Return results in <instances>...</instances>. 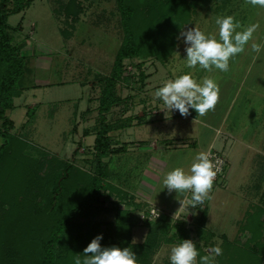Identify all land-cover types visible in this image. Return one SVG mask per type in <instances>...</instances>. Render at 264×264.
<instances>
[{
	"label": "rangeland",
	"instance_id": "obj_1",
	"mask_svg": "<svg viewBox=\"0 0 264 264\" xmlns=\"http://www.w3.org/2000/svg\"><path fill=\"white\" fill-rule=\"evenodd\" d=\"M78 1L81 8L77 18L66 13L65 5L70 3V0H32L27 8L11 13L8 19L11 40L15 44L22 45L27 66L20 80L23 87L22 94L14 97V107L8 110L9 115L15 120V127L11 129V132L28 141L22 151L35 158L33 165H36L35 176L29 175L27 184L23 185L20 181V184L17 183L14 188L17 189L15 192L23 188L20 192L26 193L29 200L32 199L33 194L35 205H28L33 207V210L38 206L41 207L48 199L46 188L49 177L42 180L41 174L47 154H55L59 156L58 158L72 161L87 171L96 172L97 170V157L94 151L95 135L94 133L86 135L85 130L91 128L93 130L97 124L99 96L105 82H102L101 78L111 72L117 50L124 39V29L117 0ZM162 1L168 4V0H159L157 3L160 4ZM228 1L234 0H185L188 9L191 10V17L194 16L198 20L197 23L191 25V22H186L183 25L176 36V47L165 60L154 55L125 59L124 75L128 76L129 80L124 79L117 85L118 93L124 99L114 105L113 109L107 113V118L116 123L133 122L139 119L138 113L142 110H138L142 109L141 100L144 98L150 101L148 105H152L151 110L159 109L163 102L154 97L156 89L168 80H174L180 75L191 72L198 83H202L206 77L216 82L219 88V99L214 109L217 107L224 109L228 105L229 96L236 92L235 104L227 115L228 119L238 120L239 117L243 119L242 113L247 111L248 113L244 115L249 123L246 133L254 134L257 130L264 133V120L261 127L257 128L260 120L264 118V50L259 54L251 50L252 42L264 45V7L252 6L246 0L245 6L241 7L242 11L238 13L231 9V5V10L228 11ZM10 2L11 7L14 5L13 0ZM151 6L150 2L146 7L147 10ZM206 9L211 10L209 18L204 13ZM247 13L249 18L245 17ZM226 16L234 17V22H239L240 25L246 23L237 31H242L252 24L257 26L256 33L245 46V50L230 58L227 72L216 69L214 66L211 71L202 69L199 65L188 68L185 61L186 45L180 37V32L197 26L206 35H215L219 39V25L216 24V18ZM28 110L33 114H28ZM152 112L157 113V110ZM154 113L152 116L155 115ZM1 124L0 119V126ZM133 130L126 124L121 130L110 133L112 137L118 135L121 143L128 140L129 132ZM2 141L3 137L0 133V144ZM126 146L127 144L125 149L114 152L109 159L110 187L136 185L141 178L139 174L143 165L140 149L127 151ZM213 148L220 150L219 144ZM220 151L222 155H225L227 166H229L231 157L227 149ZM175 153L172 154L173 163L183 160L188 154L180 150ZM249 154L245 156L243 163L252 162L251 166H257L256 159ZM188 159H191L192 163V155L186 161ZM250 175L252 177L259 175V170ZM225 179V184L217 185V189L229 187L227 171ZM1 182L3 183V180ZM259 183L257 180L258 186L261 185ZM4 188L3 184L2 186L0 184L1 217L13 208L11 202L6 199L8 194H5ZM248 190L246 188L247 192ZM116 192L107 191L104 202L95 203L93 208L79 217L86 223V229H92L95 226L100 230L108 231L109 223L117 217L116 205L133 210L135 205ZM242 196L245 200L247 197L256 198V201L260 198L255 191ZM210 201V209L216 208L214 213L219 211L224 213L226 207L238 205L236 198L230 196L223 203ZM240 202V207L245 205L243 200ZM14 206L22 208L23 205ZM147 206H138V209H144ZM202 206L204 205L195 209L189 207L192 211L186 210L185 207L181 208L179 219L176 222L173 221L174 225L184 221L185 228L190 233V239L194 242L200 240L196 220L201 215ZM257 207L254 205L251 212H256ZM18 211L16 209L17 213ZM132 220L134 222L133 239L140 241L145 238L150 225L147 221L140 222L136 214L132 215ZM173 229L175 230L176 227L174 226ZM262 241L264 242V236ZM178 244L180 243H164L153 257L152 264H159L165 259L170 260L171 249ZM217 245L221 247L222 241L216 239L215 247ZM211 248L214 247L209 249ZM216 258L214 264H217ZM196 264H198V256Z\"/></svg>",
	"mask_w": 264,
	"mask_h": 264
},
{
	"label": "trees",
	"instance_id": "obj_2",
	"mask_svg": "<svg viewBox=\"0 0 264 264\" xmlns=\"http://www.w3.org/2000/svg\"><path fill=\"white\" fill-rule=\"evenodd\" d=\"M10 1L0 0V133L3 137L0 144V184L5 187V194H8L6 199L13 208L0 216V264H75V258L80 256L83 259L84 248L100 234L103 235L100 241L102 246L130 247L136 253L137 264H152L153 257L164 243H182L183 239H190L184 221L175 225L172 219L147 221L150 225L148 233L142 241H135L132 215L142 205H135L133 210L116 205L117 217L109 223L108 231L95 226L86 229V223L79 217L93 208L95 203L104 202L107 191H117L128 201L132 198L126 191L116 186L110 187L108 161L105 160L109 154L125 149V144L115 145L110 132L132 121L112 122L107 118V113L124 99L118 93L117 85L124 79L129 80L124 75L126 58L154 55L165 60L176 47L177 33L186 22L191 21L192 13L187 2L168 0V4L163 1L158 4L159 0H117L124 39L117 50L110 74L101 78L105 82L99 96L97 124L93 130H85L86 135L95 134L97 170L87 171L72 161L47 154L49 157L45 158L41 174L42 180L49 177L46 188L48 199L33 210V207L28 206L35 205L33 194L30 201L26 193L20 192L23 188L15 192L17 189L14 187L20 181L23 185L27 184L29 175L35 176V158L22 151L28 141L11 132L15 121L8 113L14 107V97L22 94L20 80L27 69L22 45L11 40L8 19L11 13L27 8L32 0H13L14 5L11 7ZM150 2L152 6L147 10ZM80 8L78 0H70L65 5L66 13L75 18ZM30 113L33 114L28 110ZM16 204L23 206L16 208ZM15 208L19 210L18 213ZM257 212L261 216L264 208ZM205 216L206 211L203 209L196 220L201 240L195 242L198 264H201V257L209 254L207 250L215 247L212 233L203 224ZM245 228L252 230V237L245 241L224 238L221 246L223 254L216 258L217 264H264V219L253 225L249 218ZM159 264L172 262L165 259Z\"/></svg>",
	"mask_w": 264,
	"mask_h": 264
},
{
	"label": "crops",
	"instance_id": "obj_3",
	"mask_svg": "<svg viewBox=\"0 0 264 264\" xmlns=\"http://www.w3.org/2000/svg\"><path fill=\"white\" fill-rule=\"evenodd\" d=\"M245 1H228V11L232 9L234 12L239 13L242 11L241 7L245 6ZM230 5L232 6L231 9ZM210 11V9H206L207 13L204 12L207 18H209ZM198 13L199 11L196 15ZM245 17L249 18V13ZM197 21L193 16L191 17V23H189L192 25L193 23L196 24ZM241 24L240 26L246 25V23ZM235 97L236 92H233L232 96H229L228 105L224 109L217 107V109L208 111L203 116L198 115L194 109H190L191 115L187 117L181 116L178 111L166 113L161 110L165 107L164 104L159 109L154 108L151 110L152 105H148L150 101L145 98L142 99V109L138 110L142 111L138 115L145 116L127 125V127L132 128V130L134 128V130L129 132L128 140L121 142L127 144V151H132L136 148L140 149L143 165L139 174L141 178L136 185L127 184L128 186L126 187H116L132 196L129 199L133 205H149L153 203L162 208L176 211L180 207L176 198L177 194L175 192L169 194L166 188L163 189L164 177L177 167H182L187 171L198 153L205 152L208 148L219 144L220 150L225 151L227 149V153L231 157L229 166H227V179L230 180V184L227 189H224L225 187L217 189L218 186L213 185L210 193L211 198L206 200V204H203L204 206H202L200 212L202 213L203 209L206 211L204 227L208 232L212 233L213 241H216V239L223 241L224 238L245 241L251 238L253 232L245 228V223H247L249 218L252 219L253 225L264 219V213L260 216L257 212L262 207L264 208V133L257 130V128L261 127L264 118L258 123V127L255 129L257 132L255 131L254 134L250 135L247 134L249 123L244 118V115L248 113L247 111L242 113L243 119L239 117L238 120H229L227 117L234 106L233 104H235ZM131 98L133 99V97ZM156 110L157 113L152 112ZM153 113L155 115L152 116ZM122 128L124 127L113 131L121 130ZM113 139L116 143L115 145H123L120 143L118 135L113 136ZM179 150L188 153L186 154L187 157L177 163H173L172 154L179 152ZM113 153L105 157L108 163ZM248 153H250V157L252 156L253 159H256L257 166H251L252 162L249 164L243 163ZM191 155L192 163L191 159L186 161ZM258 170L260 176L252 177L250 175ZM257 180L262 188H259ZM246 188L249 189L248 192ZM253 191H255V194L260 195L258 201H256V198L249 199L248 197L245 200L242 196ZM229 196L236 198L238 205L226 207L224 213L220 211L219 213H214L216 209L214 207L210 209V200L223 203ZM241 200L245 202L242 207L239 205ZM254 205L258 206L256 212H251V208Z\"/></svg>",
	"mask_w": 264,
	"mask_h": 264
},
{
	"label": "clouds",
	"instance_id": "obj_4",
	"mask_svg": "<svg viewBox=\"0 0 264 264\" xmlns=\"http://www.w3.org/2000/svg\"><path fill=\"white\" fill-rule=\"evenodd\" d=\"M247 2L252 6L264 7V0H247ZM216 24L219 25V39L215 35H206L197 26L180 32V37L186 45L185 61L188 68L199 65L202 69L211 71L214 66L227 72L230 58L245 50L257 27L251 25L242 31H237L240 24L234 22L232 16L217 17ZM251 50L259 54L264 50V45L252 42ZM154 97L163 102L165 107L161 110L166 113L178 111L181 116L187 117L191 115L190 109H194L198 115L203 116L209 110H214L219 99V88L213 79L207 77L202 83H198L189 72L174 80H168L156 89ZM216 174L213 161L205 152L195 156L187 171L177 167L166 174L163 179V189L166 188L169 194L175 192L180 204L173 220L179 219L177 213L181 208L195 209L211 198L210 193ZM102 239V234L96 236L84 248L83 259L80 256L75 258V264H137L136 253L130 247H104L100 243ZM207 251L209 254L201 257V264H214L215 258L223 254L219 245ZM197 256L195 242L191 239H183L182 243L172 247L170 260L172 264H196Z\"/></svg>",
	"mask_w": 264,
	"mask_h": 264
},
{
	"label": "built area",
	"instance_id": "obj_5",
	"mask_svg": "<svg viewBox=\"0 0 264 264\" xmlns=\"http://www.w3.org/2000/svg\"><path fill=\"white\" fill-rule=\"evenodd\" d=\"M209 154V158L213 161L214 164V170L216 171V176L213 181V185H224L225 184V176L227 171V159L225 155H222L221 151L216 148H208L207 152ZM186 210L190 211V208L185 207ZM132 209H135L134 207ZM177 212V210H168L165 208H162L158 205L150 204L144 209H135V214L138 216V219L140 222L144 221H153V220H159V219H172V222H176L173 220L174 214ZM181 210L178 211L177 215L180 217ZM173 222V223H174Z\"/></svg>",
	"mask_w": 264,
	"mask_h": 264
}]
</instances>
